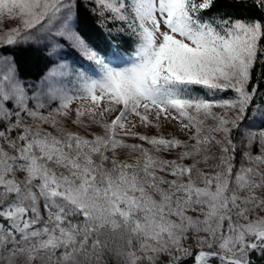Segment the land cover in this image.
<instances>
[{"label":"snow or ice","instance_id":"1","mask_svg":"<svg viewBox=\"0 0 264 264\" xmlns=\"http://www.w3.org/2000/svg\"><path fill=\"white\" fill-rule=\"evenodd\" d=\"M81 6L134 45L122 66ZM257 117L264 0H0V264H264Z\"/></svg>","mask_w":264,"mask_h":264},{"label":"trees","instance_id":"2","mask_svg":"<svg viewBox=\"0 0 264 264\" xmlns=\"http://www.w3.org/2000/svg\"><path fill=\"white\" fill-rule=\"evenodd\" d=\"M226 14L232 15L234 17H247L250 15H259L254 9L245 6L237 5L232 7H223L221 9ZM80 28L85 36V38L103 53H106L109 58L114 51L119 50L122 60L125 57H130L132 51L134 50V45H131L126 37H117L109 33L107 27L101 26L96 22L92 14L85 8L81 6L80 9ZM18 59L21 64L22 75L26 76L32 81H36L46 70L44 61L40 58L39 54L34 52H26L23 50L18 51ZM118 62V61H114ZM74 67L81 68L82 71L91 72L94 70L95 66H90L88 64H82L80 61L73 59ZM257 77H259V69L256 72ZM260 103V99L257 98V104ZM252 119V117H249ZM264 118L257 117L255 122V129H259L260 126L264 125ZM115 246V245H110ZM104 260L106 264H119L118 258L109 252L104 255Z\"/></svg>","mask_w":264,"mask_h":264},{"label":"rangeland","instance_id":"3","mask_svg":"<svg viewBox=\"0 0 264 264\" xmlns=\"http://www.w3.org/2000/svg\"><path fill=\"white\" fill-rule=\"evenodd\" d=\"M128 58L129 57H126L123 60L118 61V62L113 63V64L122 66L123 65V61H126ZM109 59H111V58H109ZM96 71H98V69ZM86 73L91 76L93 71L86 72ZM92 78H97V77L92 76ZM67 88H68V94L69 95H74V94H78L80 92V89L82 88V85L79 84V83H76V82H69L67 84ZM81 103H85L86 104L87 102L74 101L73 105L71 107H75V106H77L78 104H81ZM249 121L252 122V119H249ZM168 133H174L176 135V137L180 138V139H184L185 138L182 133H180L179 131H177L176 129H173V128L165 129V134L167 135ZM129 142H133V141H129ZM135 142H138V141H135ZM238 161H239V158H238Z\"/></svg>","mask_w":264,"mask_h":264}]
</instances>
